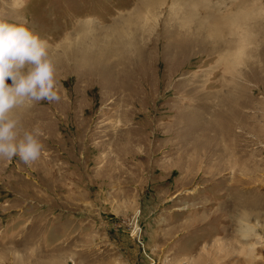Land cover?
<instances>
[{"label": "rangeland", "instance_id": "374dc122", "mask_svg": "<svg viewBox=\"0 0 264 264\" xmlns=\"http://www.w3.org/2000/svg\"><path fill=\"white\" fill-rule=\"evenodd\" d=\"M177 2L0 0L60 95L16 110L43 149L0 159V264H264V0ZM140 21L137 49L98 60Z\"/></svg>", "mask_w": 264, "mask_h": 264}, {"label": "clouds", "instance_id": "9594fccd", "mask_svg": "<svg viewBox=\"0 0 264 264\" xmlns=\"http://www.w3.org/2000/svg\"><path fill=\"white\" fill-rule=\"evenodd\" d=\"M27 0H13L9 11L20 13ZM0 14V159L18 157L31 165L42 154L43 144L36 128L22 129L16 110L25 104L60 100L56 67L48 42L32 28L26 17ZM11 80V84L7 83Z\"/></svg>", "mask_w": 264, "mask_h": 264}, {"label": "bare ground", "instance_id": "6f19581e", "mask_svg": "<svg viewBox=\"0 0 264 264\" xmlns=\"http://www.w3.org/2000/svg\"><path fill=\"white\" fill-rule=\"evenodd\" d=\"M177 2V0H174V5H175V3ZM182 3H184L183 2V0H182ZM144 4V3H143ZM176 4H178V2L176 3ZM146 6V5H145ZM150 6V5H149ZM178 7L180 6V4L179 5H177ZM141 8V10L139 11V9ZM140 8H137L138 10L137 11H139L138 13H142L143 12V10H142V8L143 7H140ZM147 9V8H146ZM136 11V10H135ZM184 13V12H183ZM178 15V14H177ZM186 16V15H185ZM139 17V16H138ZM141 17V16H140ZM190 17H192V16H190ZM209 18L207 19V20H209L210 22H212V20H213V22H215L216 21V23L214 24L215 26L213 27V26H210V25H207V29H206V31L207 32H209V33H212V34H214V35H218V31H220V28H221V25H218V23H219V17H218V15H209L208 16ZM128 18V17H127ZM126 18V19H127ZM189 18V17H188ZM232 18V17H231ZM130 19V17L128 18V20ZM134 19V18H133ZM136 19V18H135ZM185 19V18H184ZM183 19V20H184ZM240 19H241V17L240 16H234V18H233V20H232V24H238L239 23V21H240ZM137 20V19H136ZM135 20V21H136ZM185 20H187V18L185 19ZM188 21H190V19L188 20ZM132 22V21H131ZM141 22V25H139V27H136L135 29L134 28H131V29H129L130 28V26L128 27L127 26V28L126 29H124V32H120V31H123V29L122 30H118L117 29V31H114V33H118V32H120V33H118L116 36H114V33L112 32V30H111V32H108V36H109V39H111L112 37L114 38V39H116V41H107L105 44H104V46H103V48H102V52L101 53H99L100 55H98V60L100 61V60H103L104 58L106 59V58H110V57H113V55H116V52H117V50L120 48V49H122V51H124L125 49L126 50H130V49H137L138 48V42H139V36L142 34V35H144L145 34V32H143V31H141L142 33H140V28H146L147 26L145 25V24H142V21H140ZM212 22V23H213ZM133 23V22H132ZM132 23H130V24H132ZM137 23H139V22H137ZM120 23H118V25H119ZM126 25H128V24H126ZM125 24L124 25H122V26H126ZM142 25H143V27H142ZM132 26H133V24H132ZM134 26H135V22H134ZM138 26V25H137ZM179 26L181 27L182 25H181V23H180V25H177V27L179 28ZM124 27H121V28H124ZM237 27V26H236ZM115 29V28H114ZM134 29V30H133ZM176 30V29H175ZM187 32V31H186ZM204 32V31H203ZM234 32H236L235 31V29H234ZM106 35V36H107ZM108 36H107V38H108ZM110 36H112L111 38H110ZM121 36H124V38H122ZM141 38V37H140ZM108 39V40H109ZM104 40V39H103ZM121 41V43H119L118 45H117V41ZM83 41V40H82ZM85 43V42H84ZM83 44V43H82ZM93 45V44H92ZM92 47V46H91ZM106 52H110V53H106ZM117 53H119V52H117ZM86 62V61H85ZM253 214H245V216H244V218L245 219H247L249 222V224H247V227H248V229H251L252 228V225H251V220L253 219ZM253 229V228H252ZM235 245H237V242L236 243H234V246Z\"/></svg>", "mask_w": 264, "mask_h": 264}]
</instances>
